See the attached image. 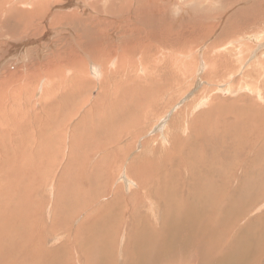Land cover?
I'll use <instances>...</instances> for the list:
<instances>
[{"label":"rangeland","instance_id":"obj_1","mask_svg":"<svg viewBox=\"0 0 264 264\" xmlns=\"http://www.w3.org/2000/svg\"><path fill=\"white\" fill-rule=\"evenodd\" d=\"M227 13L229 15L223 13L222 15H219L216 12L213 16L215 18L204 20L206 26H209L210 24L215 25L210 33H208V30L197 29L189 32L190 27H188L187 31L186 29L180 30V32L178 31L174 37L167 39V41H170L173 44L165 43L163 49L158 47V44L156 43L150 45L149 47L151 50L148 49V51L154 60L149 64H147L149 61H143L142 63L140 60L138 61V58H134L135 60L132 58L133 62H131V58L120 61L115 57L114 59L113 56H110L111 54L120 53V47H110V50L112 51L106 49L110 55L103 54V58L100 57L99 61L98 59H92L91 61L88 57H92V55L98 57L94 53L97 50V48L93 46L95 39L90 40V36L87 37L86 41L74 44V42L77 43L79 40L78 36L68 33V29H66L67 31H64L65 28L63 26H55L52 28L54 29L53 34L50 35L49 39H54V45L47 47L42 46L41 49L38 44L44 45L46 43V41L41 40L42 38H35V40H40L39 43L35 41L25 42L24 39H18L19 33L16 31H14L15 33L10 31V34H14L16 39H7V37L0 39V86L3 87H0V118L2 116L0 119V128H6L0 130V187L3 186L0 188L1 244L4 240L7 241L6 237L9 233H17L15 230L9 228L10 225H18L19 227L26 228L27 224L30 223L28 213L26 214L23 212L22 214L21 210V213L17 211L16 205L18 202L20 204L21 201L23 204L25 203L23 205L25 210L29 209L30 212H32L31 214L33 218L39 223L38 230H40L44 237H46V235L52 237V235H55L58 232L65 235L62 239H59V241L56 242L55 246L47 245V247L50 246V248L56 252V254L50 256V260L54 262V264L62 259L65 260L66 264H85V262L86 264H93V261L97 260L96 256H93L92 259L89 256L88 259H86L87 257L85 256H88V254H83L81 257L78 255L79 249L75 246L77 244L76 241L81 242V239L84 241L86 238L90 240L92 244L95 242L94 245L96 244L98 251L101 249L102 242L107 243L110 239L113 240V243L110 242L111 244H109L110 251L105 252L101 263L100 261L98 262L99 264H103V262L104 264H114L115 261L119 260L116 263L122 264L121 260L126 258V256L123 255L125 254V244L133 241L131 236H129V233H127L128 230L131 229L132 217L127 214V211H125L123 215L121 214L122 218L119 217L120 221L118 218L116 219L118 223L117 231L109 228L105 217L116 210L115 213H119L121 208L122 210H125L126 205L129 206V203H122L123 205L120 203L114 204L115 201L117 202V199H115L116 192H123L125 196H129L130 192L135 188L127 186L123 182V179L125 178V170L123 169L128 171L126 166L129 167L128 169L133 170L129 172L131 177L138 176L140 174L139 172H141L142 177L148 180L151 174L148 166L150 165L155 169L157 166H162L163 162L174 165V167L166 166L163 173H167L168 170L174 168L175 172H173L177 176L179 171L176 170V164L182 166L185 165L184 160L181 162L178 160L180 156H184V158H187L189 161H193L195 155L201 156L200 161L208 162L212 160L211 162L213 164L218 163L217 165L220 166V172L224 175H227L230 172L234 174L233 168H235V165L238 163H243L250 169L255 165L257 167L260 166L262 170L257 169L253 174L249 173L247 177L244 176L243 179L247 182L251 177L252 179H249V182H252L255 185L251 189L264 193V62L258 67L256 66V62L254 65L255 67H250V72H248V74L244 73L247 70L245 69L246 64L250 60L251 63L255 62V58H259V52H261V54L264 53L262 52L264 51V34L261 36L262 39H260L259 42L249 43L243 41V45H238L240 41L238 42L237 39L231 40L232 43H229L231 38L241 35L239 32H243L245 35H249V33L253 31H257L258 35L264 32V14H256L254 19V22L256 23L252 25V27H255H253L254 29H251V25H242V27H238L229 24L227 21L231 13ZM218 20L220 22H218ZM237 22L238 21H236V23ZM226 24H229L228 26H231V28H228ZM6 27L7 25L1 26L0 32L3 31V28L4 30H7ZM60 27L63 30V33H59L58 35L54 34V32H59L57 28ZM184 30L186 31V34H190L191 36H189L182 44L178 45V42H173L172 39L175 37L179 38L180 35L184 34ZM103 32L105 33V30H103ZM227 35H230V37L227 38ZM196 36H199L201 40L200 38H196ZM63 37H67L66 40L67 43L69 42V45L72 44L74 47L76 46V52L79 56L83 55L84 57L82 59L85 58L84 60H76L75 63L70 61L68 62L69 64L64 62L67 67H65V65L61 66L62 63L60 62L62 61L60 60H62V58L55 55V50L58 48L57 44L60 43L59 40ZM189 43L192 46H190ZM259 44L263 45L258 49ZM138 48L139 46L135 45L134 50L137 52L139 50ZM61 50H65V48H61ZM130 50L131 52L133 51L132 47H130ZM24 52H28L27 54H29V56H22ZM52 52H54L53 59L50 61L49 55H51ZM162 52L166 55L163 59L160 58ZM89 53H91V55ZM254 54L256 55L253 57ZM31 55H34V58H32ZM38 55L41 58H38ZM218 59H220V61H218L219 66L213 70L212 68L210 69L208 62L211 60L217 61ZM240 60H244V65L242 64L239 66ZM261 60L264 61V57L261 58ZM104 61H107V63ZM145 64L148 66L146 68V73L143 70ZM155 66L156 69L154 68ZM247 67L248 66H246V68ZM28 71L30 72L28 73ZM102 72H105L106 75L102 74ZM20 76L22 79H19ZM110 83H113L114 86H116L115 88H117L114 94L110 88L107 89V85L110 87ZM246 84H251L253 90L250 91ZM106 91L110 93L108 94ZM108 96L109 101L112 98L115 99L113 105L107 103ZM5 100L6 102L7 100L9 102L6 104ZM192 106H196L194 112L192 111ZM189 110L193 112L192 121L194 122L192 127L195 131L194 135L200 139H195L198 140L197 144L196 142L193 143L195 140H193L194 135L192 136L191 141L195 146L193 150L190 148L186 149L181 142H178L181 140V137L183 139L185 135H180V132H177V130L175 131V134L174 131L170 134V131L175 127L180 126V124L183 126L185 125L184 123L189 118V115L187 116ZM22 113L23 115L26 114L28 117L22 119ZM235 115H237V117ZM68 117H70V119L66 120ZM14 118H16V121ZM237 118H239V121H237ZM63 121H67L68 124L64 125ZM162 121H165L164 125H168L169 127V133L168 135L166 134L167 136H169V134L170 136L172 134L180 136L177 138L180 140H174L172 142L174 144L178 143L177 147L175 151L170 148L168 149L170 154L165 157L166 159L163 156L164 154L161 153L162 147H160V135L159 131H157V127ZM164 125H162V127ZM63 126L65 129L62 128ZM226 129H228V131ZM226 133H230V136ZM57 135L59 136L57 137ZM32 136L34 137L32 138ZM234 140L236 141V144ZM223 143L227 144V149L231 154L233 153L232 155L227 151L226 145H223ZM110 144L112 147H110ZM228 144H230V147ZM151 145H153V148ZM231 145H233V147ZM121 146H124L121 148L124 150L123 153L122 150L119 149ZM241 146H243V148ZM104 147L108 149V152H111V149H113V154H111V157L105 165H108V162H111L112 160L113 162L111 164L114 163V165H116L118 162L117 158L120 159V163L122 157L124 158L119 170L113 169L107 172V169L103 168V164L98 162L97 170L94 169L91 171L90 165L94 164L100 155L105 154ZM220 148H223V151L218 153L220 156L215 155L217 154L216 151ZM237 148L242 150L240 153L237 152L239 154L236 153ZM191 151L192 155L190 154ZM199 153H201V155H199ZM27 155L32 157L29 158ZM173 159L175 160L174 163ZM219 160L223 162L220 163ZM230 163H233V165ZM85 165H87V167ZM222 165H224L225 168H223ZM229 166H232V168ZM226 167H229L228 171L226 170ZM230 169L231 171H229ZM198 172L202 171L197 167L196 173ZM237 172H239V170ZM231 173L229 174L230 179L233 176H231ZM186 174L185 170L182 175L180 172L178 177L183 175L185 177ZM110 175L114 176L111 177ZM204 175L205 174L203 173V175L197 176L202 182L200 185H205V181L209 182L205 180L208 178V173H206L205 176ZM165 178L167 179V177H164L163 180ZM170 178H168L167 182L163 184V189H165L161 192L164 193L166 198H169V201L172 204L169 190L173 186L168 181ZM175 178L176 177L174 176V179ZM166 179L164 181H166ZM101 180L104 181H102V187V183L100 184ZM157 182L158 181L155 180L153 181L154 184ZM219 182L218 186L222 189V182ZM95 183H98V186ZM164 185L166 186L164 187ZM154 186L155 185H152V187ZM10 187L12 189H10ZM214 187L215 185L213 188ZM181 188L179 180L178 183L175 180L174 193L177 201L179 200L181 206H183L182 202L184 197L180 194H183V192L187 194V191H185L186 188H182L184 191ZM178 194L180 196H178ZM154 197L157 198L156 196ZM147 206H149V203H147ZM155 206L160 205L155 203ZM129 210L130 208L128 211ZM139 211L135 210V217H141L142 215V218L145 217L146 220H149V223L154 220L149 212L144 211L147 213L144 214L142 208H139ZM261 212H264V203H261L259 209L258 207L255 209L254 214ZM254 214L251 213L246 220H252ZM9 217L16 218V224L8 223V220H10ZM72 220L74 222H72ZM3 222L6 223L5 226H3ZM148 222H145V224L149 225L152 232L151 239H158L156 240L158 243L151 245L153 248L151 250L152 255H150V258L152 259H149L148 262L145 261V264H161L163 258L160 260L154 259L156 254L162 253L163 247L160 248L159 243L162 245V242L169 231L165 228L158 232L154 221L152 222L153 227L148 224ZM52 229H54V232L51 231ZM125 230H127V232H125ZM262 230L263 227L260 224H258L257 227H250L249 224L248 231L250 232V235L258 234L259 231ZM130 231L129 232L132 233V230ZM36 233L39 232L37 231ZM110 233L112 235H110ZM237 235L241 237V234L237 233ZM125 236L127 237L125 238ZM90 237L92 239H90ZM117 247L119 249H117ZM54 248L60 249L56 251ZM18 249L19 248L16 246L14 250L11 251L10 249V251L15 253ZM91 249H94V247ZM128 252L129 254L125 259V263L138 264L141 258H139L138 255L135 256L134 253H132L133 250L131 248L128 249ZM5 253L6 251L2 252V254ZM27 253H25V255ZM30 254L32 253L29 252L28 256H30ZM83 257L85 259H83ZM8 260L9 261L5 264H21L14 260L13 257ZM35 261H32V263L34 264ZM40 264L43 263L40 262ZM172 264L193 263L191 260H179L177 257V260Z\"/></svg>","mask_w":264,"mask_h":264},{"label":"bare ground","instance_id":"obj_2","mask_svg":"<svg viewBox=\"0 0 264 264\" xmlns=\"http://www.w3.org/2000/svg\"><path fill=\"white\" fill-rule=\"evenodd\" d=\"M216 12L219 15H222V13L226 15V14H228L227 12H230L231 14H230L227 22L231 25H235L238 27L239 26L242 27V25H247V26L251 25V27H252V25H254L256 23V22H254L256 14L257 13L264 14V0H0V27L7 25V27H6L7 30H4V28H3V31L0 32V39H2L4 37L5 38L7 37V39H12V38L16 39L14 34H10V31L12 33L14 31H16L17 33H19L18 39H21V40L24 39L25 42L35 41V42L39 43L40 40H35V38L36 37L42 38L41 40L46 41V43L44 45L38 44L40 46V49H41L42 46L47 47V46L54 45L53 44L54 39H49L50 35L53 34L54 29H52V28H54L55 26H63L65 28L64 31H67L66 29H68V33H72V34L78 36L79 40L77 41V43L74 42V44H78V43H81L82 41H86L87 37H90V36H91L90 40L95 39L93 46H95L97 48V50L94 53L98 57H95L93 55H92V57H88L91 59V61H92V59L93 60L98 59V61H99L100 60L99 58L102 57L103 54L104 55H110V53L108 54V51H106V49L110 50V47H120V49H121L120 53L113 54V55L111 54L110 56H113V58L115 57L116 59H118L120 61L127 60V58H131V60H132L131 62H133L134 58H138V61L140 60V62H142V63H143V61H149L147 63V64H149L152 62V60H154L152 58L150 52L148 51V49H150V47H149L150 45H154V43H156V44H158V47L163 49L165 43L166 44L167 43L173 44L172 42L167 41V39H171L172 37H174L178 31L180 32V30L186 29V31H187L188 27H190L189 32L191 30L197 29V30H208V33H210L213 26H215V25L210 24L209 26H206L205 25L206 22H204V20H207L210 18H215L213 16H214V13H216ZM261 16H263V15H261ZM263 18H264V16H263ZM236 21H238V22L236 23ZM218 22H220V21L218 20ZM2 24H4V25H2ZM229 24H226V25L228 26ZM253 27H255V26H253ZM253 27L251 29H254ZM228 28H231V26H228ZM57 30L59 32H54V34L58 35L59 33H63L62 32L63 30L61 29V27L57 28ZM103 30H105V33L103 32ZM234 30H236V29H234ZM186 31L184 30L183 31L184 34L180 35V37L178 36L179 38H177V37L173 38L172 41L178 42V45L182 44L184 41L187 40V38L189 36H191L190 34H186L185 33ZM238 31H239V29H238ZM238 31H237V33H238ZM5 33H7V34H5ZM88 33H91L92 35L88 34ZM239 33L241 34L240 36H237L235 38H231L230 41L238 39V42L240 41V43L238 45H243V43L245 41H247L249 43L250 42H259L260 39H262L261 36L264 34V32H262L261 34L258 35L257 31L256 32L253 31V32L249 33V35H245L243 32H239ZM204 34H205V32H204ZM223 34H224V32H223ZM227 36H228L227 38L230 37V35H227ZM196 38L199 39L200 37L196 36ZM66 39H67V37L61 38L59 40L60 43L57 44L58 48H56V50H55L56 51L55 55H57L59 58H62V60H60V61H62V62H60V63H62L61 66L65 65L64 62H67V64H69L68 62H70V61L75 63L76 60H79V61L84 60L85 58L82 59L84 56L83 55L79 56L78 53L76 52V49H75L76 46L74 47L72 44L69 45V42L67 43ZM200 40H201V38H200ZM230 41H229V43H232V41L231 42ZM115 42H117V43H115ZM47 44H49V45H47ZM130 45H134V46H130ZM135 45L139 46V48H138L139 50L137 52L134 50ZM262 45L259 44V46L258 45H256V46H258V49H259V47ZM190 46H192V45L190 44ZM234 46H236V45H234ZM130 47H132V50H133L132 52L130 50ZM61 48H65V50H61ZM110 51H112V50H110ZM89 52H90V50H89ZM262 52H264V51H262ZM27 53L24 52V54L22 56H24V55L29 56V54H27ZM53 53L54 52H52L51 55H49L50 61L53 59ZM91 53H93V52H91ZM91 53H89V54L91 55ZM259 54L262 56L259 55V58L256 57L255 62L251 63L250 62L251 60H250L246 64V66H248L249 68L248 67L246 68V66H245V69H247V70L244 73L248 74V72H250L249 71L250 67H255L254 65L256 62H257V64H256L257 67L262 65V63L264 61L261 60V58L264 57V53L261 54V52H259ZM255 55L256 54H254L253 57ZM33 56L34 55H31L32 58H34ZM110 56H109V58H110ZM165 56L166 55L162 52V55L160 56V58L163 59V58H165ZM174 56H175V54H174ZM38 58H41V57L38 55ZM113 61H115V60H113ZM218 61H220V59H218L217 61L211 60L210 62H208L210 69L212 68V70H213V69L217 68L219 66ZM123 62H125V61H123ZM100 63H102V62H100ZM105 63H107V61ZM243 63H244V60L243 61L240 60L239 66L242 65ZM57 64H58V62H57ZM147 64H145L144 66L142 65L145 73H146V68L148 67V66H146ZM222 66H224V65H222ZM239 66H238V68L240 69ZM65 67H67V65H65ZM154 68L156 69V66ZM221 68H223V67H221ZM152 71H154V70H152ZM29 72L30 71H28V73ZM102 74H105V72H102ZM11 76H13V75H11ZM108 78H110V77H108ZM19 79H22L21 76L19 77ZM115 81H117V80H115ZM110 84H111L110 87H109V85L106 84L108 86L107 89L110 88L114 94L115 91L117 90V88H115L116 86H114L113 83H110ZM246 85L250 91L253 90L251 84H246ZM0 87H2V86H0ZM40 92H42V91H40ZM107 93L109 94L110 92H107ZM5 102H6V100H5ZM7 102H9V101L7 100ZM7 102H6V104H7ZM114 102H115V99L112 98L109 101V96H108V102L107 103L110 105L111 104L113 105ZM6 104H5V106H6ZM3 106H1V107H3ZM71 107H73V106H71ZM192 108L191 109L194 112L196 106H194V107L192 106ZM211 109H213V108H211ZM4 110H5V108H4ZM192 111L191 110H189V112L187 111L188 112L187 116L189 115V118L187 120L185 119L186 122L184 123L185 124L184 126L180 124V126H177L172 131H170V134L173 133V131L175 134V131L177 130V132H180L179 133L180 135H185L183 139L181 137V140L177 139L180 137L179 135L175 136L174 134H172L170 136V134H169V136H167L169 133V127H168V125H164L165 121H162L159 126L157 125L158 126L157 131H159V135H160L159 138H160V142H161L160 147H162L161 153L164 154L163 155L164 158L167 157L168 154H170V152L168 151L169 148L175 151L178 143H175V144L172 143L174 140H177V141L180 140L178 142H181V144L184 145L186 149L187 148H190L191 150L194 149L195 146L192 144V141H191L192 136L195 134L194 128L192 127V124L194 122V121H192V114H193ZM23 113H22L21 118L22 119L27 118L28 116H26V114L23 115ZM208 113H210V112H208ZM10 114H12V113H10ZM16 115H18V114H16ZM241 115H242V113H241ZM4 116H3V118H4ZM235 116L237 117V115H235ZM70 117H68L66 120H69ZM1 118H2V116H1ZM17 119H19V118H17ZM201 119H202V117H201ZM238 119L239 118H237V121H239ZM14 120L16 121V118H14ZM195 120H197V119H195ZM181 121H183V120H181ZM217 121H218V118H217ZM63 122H64L63 123L64 125L68 124L67 121H63ZM27 124H29V123H27ZM220 124H221V122H220ZM225 124H226V122H225ZM162 125H164V126L162 127ZM222 125H224V124H222ZM253 126H254V124H253ZM160 127H162V128H160ZM16 128H19V127H16ZM62 128L65 129L64 126ZM1 129L2 128H0V130ZM3 129H6V128H3ZM70 129H72V128H70ZM213 129H214V126H213ZM228 129H226V130L228 131ZM244 129H246V128H244ZM248 130H250V129H248ZM212 132H211V134H212ZM199 133H200V130H199ZM33 134H35V133H33ZM53 134H55V133H53ZM198 135H200V134H198ZM222 135H224V134H222ZM227 135L230 136V133ZM231 135H233V134H231ZM58 136L59 135H57V137ZM207 136H209V135H207ZM33 137L34 136H32V138ZM195 139H199V137H196V135H194L193 140H195ZM209 139H211V138H209ZM231 139H230V141H231ZM59 140H60V138H59ZM187 140H189V141H187ZM197 141L198 140H195V141H193V143L196 142V144H197ZM231 142L233 143V141H231ZM231 142H229V143H231ZM234 142L236 144L235 140H234ZM253 142H256V141H253ZM214 144H215V142H214ZM254 144H258V143H254ZM155 145H156V143H155ZM203 145H205V144H203ZM223 145H226V149H227V144L223 143ZM228 145L230 147V144H228ZM124 146H121L119 149L122 150L121 148ZM151 146L153 148V145H151ZM231 146L233 147V145H231ZM110 147H112V145ZM157 147H158V145H157ZM241 147L243 148V146H241ZM249 147H251V146H249ZM114 149H116V148H114ZM155 149H156V146H155ZM231 149H233V148H231ZM111 150H112L111 152H108V149L105 148V154L100 155L99 158L95 161V163L90 165L91 171H93L94 169L97 170V163L98 162L103 164V168H106L107 172L109 170H113V169L119 170L121 163L124 160L123 157L121 159V163H120V159L117 158L118 162L116 165H114V163L111 164L113 162V160L111 162H108V165H105V163L111 157V154H113L112 153L113 149H111ZM205 150H207V149H205ZM158 151H159V149H158ZM220 151H223V148L218 149L216 151L217 154H215V155L218 156L219 155L218 153ZM227 151H228V149H227ZM241 151L242 150L237 148L236 153L237 152L240 153ZM102 152H104V151H102ZM123 152H124V150H122V153ZM33 153H34V151H33ZM154 153H156V152H154ZM223 153H225V152H223ZM239 153H237V154H239ZM190 154L192 155V151L190 152ZM138 155H139V153H138ZM199 155H201V153H199ZM215 155H214V157H215ZM116 156H117V154H116ZM210 156H212V155H210ZM226 156H227V154H226ZM31 157H29V158H31ZM200 157L201 156L195 155L194 160L189 161V160H187V158H184V156H180V158L178 160L180 162L184 160L185 165L182 166V165L176 164V170L179 171V173H177V172L176 173L178 175H180V172H181V175H182L186 170L187 174L185 175V177H184V175L179 176V177H178V175L176 176V174L174 173L175 172L174 168L172 170H168L167 173H163L166 166H173L174 167L173 164L164 163V162H163L162 166H160V167L157 166V168H155V169H153L152 166H150V165L148 166V168L151 171V174H150V177L148 178V180L146 178L142 177L141 172H139L140 174L138 176L131 177V174H129V172L132 169H128L129 168L128 166H126L128 171H126V169H123V170H125V175H124L125 178L123 179L124 180L123 182L127 186H132L133 188L134 187L135 188L133 191L130 192L129 196H125L123 194V192H121V193L116 192L115 199H117V202L115 201L114 204H116V203H120V204L129 203L130 207L126 205L125 210L124 209L122 210V208H121V211H119V213L118 212L115 213L117 210L115 212L113 211L109 215H107L105 218H106V222L108 223L109 228L115 229L117 231L118 230V225H117L118 223H117L116 219L117 218L119 219V217H121V214L123 215V213H125V211H127V214H129L132 217V224H131V229H130V230H132V233H130L131 232L130 230H128V232H127V230H125V232L129 233V236H131V238L133 240L132 241L133 243L131 242V243L125 244V249H124L125 254H123V255H125L126 258L128 257V254H129L128 249L131 248L133 250L132 253H134L135 256L138 255V257L141 258L139 260L138 264H145V261L148 262L149 259H152V258H150V255H152L151 250L153 248V246H151V245H155L158 243V241H156L158 239H156V240L151 239L152 232L149 228V225L145 224V222L147 223L149 220H146L145 217L142 218V215H141V217L140 216L135 217V215H134L135 210L139 211V208H142L143 212L144 211L149 212L151 217L154 219L153 221H154L156 230L158 232L162 231L165 228L168 229V231H169V233L167 234V236L163 240L162 245L159 243V247L160 248L163 247L162 253L156 254L155 259H154V260H160L163 258V260L161 261V264H172V263H174V261L177 260V257L179 258V260H182V259H184V261H186V259L191 260L193 264H264V212L254 214L255 209L257 207L259 209L261 207V203H264V193H261L258 190L251 189V188H253V186H255L254 183L249 182V179H252L251 177L249 179L247 178L248 179L247 182H246V180L243 179L244 176L247 177L249 173L253 174V172H255L257 169L262 170V168L260 166L257 167L254 165L253 168L250 169L246 165H244L243 163H238L235 165L236 167L233 168L234 174H232L230 172L231 176L233 175L230 179L229 178L230 173L227 175H224L222 172H220V169H219L220 166L217 165L218 163L214 162L215 164H213L211 162L212 160L208 161V162L207 161L206 162L200 161ZM228 157H230V156H228ZM237 157H239V156H237ZM25 158H27V157H25ZM128 158H130V157H128ZM160 159H162V158H160ZM217 159H219V158H217ZM174 161L175 160L173 159V163H174ZM197 161H199V162H197ZM221 162H223V161H220V163ZM115 163H116V157H115ZM234 163H235V161H234ZM230 164L233 165V163H230ZM85 166L87 167V165H85ZM85 166H84V169H85ZM222 166H223V168H225L224 165H222ZM197 167L202 172L196 173ZM229 167L232 168V166H229ZM228 168L226 169L227 171H228ZM238 170H239V172H237ZM229 171H231V169ZM203 173L205 175H206V173H208V178L205 180H207L209 182L205 181L204 182V183H206L205 185H200V183H202V182H201V180H199L197 178V176L203 175ZM113 174H114V172H113ZM18 176H20V175H18ZM110 176L113 177L114 175L113 176L110 175ZM174 176L179 180L180 186L183 189L186 188L185 191H187V194H185V192H183L184 190L181 188L183 190L182 191L183 194H180V195L184 197V200L182 202L183 206H181V203L179 200L177 201L176 195L174 193V191H175L174 190L175 180L178 183V180L176 178L174 179ZM159 177H160V179H159ZM164 177H167V179L171 177L168 181L173 186L169 190L170 191V200H171L172 204L170 203L169 198H166L164 193L161 192L162 190L165 189V188L163 189V184L165 182H167L166 178H165L166 181H164L165 179L163 180ZM154 180L158 181V182L156 184H154L153 183ZM102 181L103 180L100 181V184L102 183ZM219 181L222 182V189H220L221 187L219 188V186H218ZM152 185H155V186L152 187ZM214 185H215V187L213 188ZM102 186H103V183H102L101 187ZM165 186L166 185H164V187ZM1 187H3V186H1ZM10 189H12V188L10 187ZM97 193H99V192H97ZM101 194H103V193H101ZM153 195L156 196L157 198H155ZM180 195L178 194V196H180ZM96 196H94V197H96ZM247 196H248V198H247ZM112 198H113V196H112ZM147 203H149V206H147ZM155 203L159 204L160 206H155ZM24 204L21 201H20V204L18 202V204L16 205L17 211L19 213L22 212V214H23V212H25L26 214L28 213V215H29L28 218H30V223L27 224L26 228L24 227L25 232H24L23 227H19L18 225L17 226L10 225L9 228L15 230L17 233H15V232L9 233L8 236L6 237L7 241L4 240L2 244L0 242V264H5L7 261H9L8 259H11V257H13L14 260L20 262L21 264H33L32 261H35V258H36V261L34 262V264H40V262H42L43 264H54V262H52L50 260V256H52V254H56V252L54 250H52V248H50V246L47 247V245H54L55 246L56 242H58L59 239H62L65 235H63L60 232L57 233V231H58L57 230L56 231L57 234L52 235V237L51 236L48 237L47 235H46V237H44V235H42L40 230H38L39 223L37 222L36 219L33 218L32 214H31L32 212H30L29 209L25 210V208L23 206ZM85 204H87V203H85ZM90 205H91V203H90ZM81 206H83V205H81ZM93 206H94V204H93ZM114 208H115V206H114ZM127 208L128 209L130 208V210L128 211ZM22 209H23V211H22ZM49 209H50V207H49ZM20 210H21V212H20ZM145 212H144V214H147ZM139 213H140V211H139ZM251 213L254 214V218L252 220H246V218L249 217L251 215ZM35 214H37V213H35ZM54 214H55V212H54ZM5 215H6V213H5ZM9 218H10V220H8V223L16 224V221H17L16 218H12V217H9ZM119 221H120V219H119ZM72 222H74V221L72 220ZM152 222L151 223L148 222V224H150L153 227ZM156 223L158 224V226ZM249 224H250V227H257V225L260 224L263 227V230L259 231L258 234L250 235V232L248 231ZM5 225H6V223L3 222V226H5ZM100 226H101V224H100ZM120 227H121V225H120ZM37 231L39 233H36ZM51 231L54 232V229H52ZM46 232H47V229H46ZM82 233H84V232H82ZM237 233L241 234V237L238 236ZM20 234H22V235H20ZM110 235H112V234L110 233ZM105 237H106V235H105ZM126 237L127 236H125V238ZM92 238H93V236H92ZM92 238L90 237V239H92ZM256 240H258V241H256ZM99 241H97V242H99ZM76 242H77V244L75 246L77 249H79L78 255H80L82 257L83 254H86V255L88 254V256H85V257H87L86 259H88L89 256L91 257V259L93 256L94 257L96 256L97 260H94L93 264H99L98 261H100V263L102 262V257L105 254V252L110 251V245L109 244L113 243V240L110 239L108 242L106 240L107 243L102 242L101 249L99 251H98L96 244L94 245L95 242L92 244L90 242V240H88L87 238L84 241H83V239H81V242L80 241H76ZM16 246L19 249L15 253H12L11 251L14 250L16 248ZM93 247H94V249H91ZM10 249H11V251H10ZM59 249L60 248H56L55 250L58 251ZM117 249H119V248L117 247ZM5 251H6V253L2 254V252H5ZM27 252L28 253L31 252L32 254H30V256H28ZM25 253H27V254L25 255ZM178 254H180V255H178ZM83 259H85V258L83 257ZM117 259H118V256H117ZM117 259H115V260H117ZM125 259L121 260L122 264H126ZM60 261H61V264H66L64 259H62ZM60 261L59 262L57 261L56 264H60ZM118 261L119 260L115 261L114 264H117L116 262H118ZM110 263H112V262H110ZM85 264H86V262H85ZM103 264H104V262H103ZM129 264H131V263H129Z\"/></svg>","mask_w":264,"mask_h":264}]
</instances>
